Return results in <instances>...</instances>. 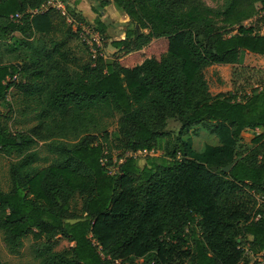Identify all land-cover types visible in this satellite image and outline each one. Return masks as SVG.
I'll use <instances>...</instances> for the list:
<instances>
[{"label":"trees","instance_id":"obj_1","mask_svg":"<svg viewBox=\"0 0 264 264\" xmlns=\"http://www.w3.org/2000/svg\"><path fill=\"white\" fill-rule=\"evenodd\" d=\"M49 1L0 0V154L16 158L0 185L8 250L32 235L40 264H264V69L245 65L247 52L264 55V33L246 25L264 24V0H113L135 25L112 42L123 54L85 60L71 42L87 20ZM227 66L232 80L214 93L206 71ZM12 89L33 113L27 131L5 121ZM201 129L217 144L197 151ZM142 151L164 156L141 165ZM61 238L72 245L56 250Z\"/></svg>","mask_w":264,"mask_h":264},{"label":"rangeland","instance_id":"obj_2","mask_svg":"<svg viewBox=\"0 0 264 264\" xmlns=\"http://www.w3.org/2000/svg\"><path fill=\"white\" fill-rule=\"evenodd\" d=\"M98 5L101 4L102 0H93ZM208 5L214 7V8H221L225 0H204ZM69 2V3H68ZM89 4H84L85 2H82V5L84 7H87V13H88V6L92 3L88 0ZM51 5L58 6L59 9L62 11H65L66 3L63 0H50ZM68 4H72L71 6L74 7L76 4H74L73 0H68ZM74 4V6H73ZM75 8V7H74ZM77 10V9H76ZM78 11V10H77ZM79 13H82L81 11H78ZM84 14V13H83ZM82 14V15H83ZM84 16V15H83ZM99 20L104 23L105 25V31L104 34H102L97 29V22L95 23H89L88 19L87 24L84 25V29L86 30V38L87 41L91 42L92 44H95V52L92 51L90 48L87 47L88 42L84 40L83 37L76 39L71 42V45L75 51V53L85 60L88 58L89 51L91 50L93 53L101 52L105 57H115L117 55H122V52H117V49L112 45V42L118 38L124 37V31L129 28H134V23L129 19V17L120 9H118L115 4L111 3L103 9H101ZM95 21V20H94ZM93 21V22H94ZM69 23L73 25L74 30L76 29V25L72 23V19H69ZM247 26H254L256 29H258L260 32L264 33V24L261 20V16H257L254 19L246 22ZM98 34V35H96ZM90 49V50H88ZM245 65L251 66L258 69H264V55L247 52L246 59H245ZM262 74H259V76H254L253 83L256 84ZM206 76L209 80L211 89L214 93H218L220 91H224L228 88L229 82L232 80V67L227 66L223 67L222 69H214L210 68L206 71ZM226 78V79H225ZM243 82L240 80V83ZM228 83V84H227ZM8 101L13 104V111L11 116L5 118L6 123L14 132H23L27 131L30 127L35 125V121L33 119V113L30 111V109H27L25 107V104L21 98V96L18 94V92L15 89H12L8 94ZM0 109L7 114L8 107L0 106ZM120 118V114H116L113 119H110L107 121L108 127L107 130L109 133L116 132L118 130V121ZM168 130H173L174 134L177 132V124L172 120L167 128ZM262 130H256V131H250L243 134V142L246 145L251 144L252 138L257 134L260 133ZM190 136L193 140L194 148L197 151H200L204 148L206 144H217V138L214 136H210L209 132L205 129H201L200 133L198 135H195L193 132L190 133ZM34 150H38L40 152V155L42 157L41 164L46 165L48 162V158L50 161L51 155L48 154L45 148V145L43 142H40L38 147H35ZM115 157L119 154H121V150L116 149L114 151ZM131 155L132 153H128ZM156 156V157H163L162 151H142L138 152L136 156L140 160V164L144 165L146 162L147 156ZM15 156L8 157L3 154H0V185L4 190H8L10 188V165L13 161H15ZM112 172L116 170V168L111 167ZM76 210L81 209L82 202L77 199L75 202ZM44 241H37L33 238L32 235H28L24 238V246L21 248L20 253L18 254H12L4 241L3 234L0 232V259L5 264H40V260L36 258V249L41 247L43 245ZM72 245L71 242H69L66 239L61 238L59 244L56 246V250H62L66 247H69ZM141 262V260H139Z\"/></svg>","mask_w":264,"mask_h":264},{"label":"crops","instance_id":"obj_3","mask_svg":"<svg viewBox=\"0 0 264 264\" xmlns=\"http://www.w3.org/2000/svg\"><path fill=\"white\" fill-rule=\"evenodd\" d=\"M88 0H73L74 4H76L73 6L78 10V11H83L82 14L84 15L85 19L87 18L89 23H95V22H98L99 20V15H100V12H101V9H103V7H100V5H98L96 2H94L93 0H89L91 3H92V7L91 5L88 6V13H87V7H84L82 5V2H85L84 4H89L87 2ZM69 3V2H68ZM111 3H113V0H111ZM67 4V3H66ZM110 4V3H109ZM72 5V4H71ZM108 6V5H107ZM107 6H105L104 8H106ZM95 20V21H94ZM94 21V22H93Z\"/></svg>","mask_w":264,"mask_h":264},{"label":"built area","instance_id":"obj_4","mask_svg":"<svg viewBox=\"0 0 264 264\" xmlns=\"http://www.w3.org/2000/svg\"><path fill=\"white\" fill-rule=\"evenodd\" d=\"M48 4L49 5H51V3H50V1L48 2ZM55 6V5H54ZM58 7V6H57ZM59 8V7H58ZM63 13L65 14V11H63ZM16 17H20V15L19 14H17V16ZM73 21V20H72ZM83 29H82V32H81V37H83L84 38V40L85 41H87V38H86V30L84 29V26L82 27ZM96 35H98V34H96ZM88 42V46L90 47V49L92 50V51H94L95 52V44L93 43H91V42H89V41H87ZM15 79V78H14Z\"/></svg>","mask_w":264,"mask_h":264},{"label":"water","instance_id":"obj_5","mask_svg":"<svg viewBox=\"0 0 264 264\" xmlns=\"http://www.w3.org/2000/svg\"><path fill=\"white\" fill-rule=\"evenodd\" d=\"M235 162L231 163L230 165L226 166L223 168V171L224 172H229L231 170V168L233 167ZM218 168L217 167H214V170H217Z\"/></svg>","mask_w":264,"mask_h":264}]
</instances>
